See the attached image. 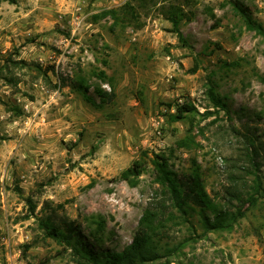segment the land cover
I'll return each instance as SVG.
<instances>
[{"label":"rangeland","instance_id":"374dc122","mask_svg":"<svg viewBox=\"0 0 264 264\" xmlns=\"http://www.w3.org/2000/svg\"><path fill=\"white\" fill-rule=\"evenodd\" d=\"M127 1L0 3V66L6 58L31 66L10 64L13 81L0 79V264H94L49 237L45 219L94 254L123 251L163 189L155 155L183 183L199 166L212 201L236 211L242 204H227V189L231 174L243 173L245 136L259 143L257 203L222 231L206 229L199 207L168 222L160 236L165 255L152 264H264V37L228 0H193L195 16L180 26L186 43L157 11L140 30L96 17ZM241 3L264 27V0ZM79 77L97 103V89H114L115 97L92 105L75 89ZM210 87L227 110L213 107ZM187 103L198 113L172 121L176 105ZM191 126L199 145L179 148ZM134 162L144 168L131 187L120 175ZM99 219L106 227L97 233Z\"/></svg>","mask_w":264,"mask_h":264},{"label":"trees","instance_id":"16d2710c","mask_svg":"<svg viewBox=\"0 0 264 264\" xmlns=\"http://www.w3.org/2000/svg\"><path fill=\"white\" fill-rule=\"evenodd\" d=\"M2 1L10 0H0V3ZM225 4L232 6L248 30L254 31L264 37L263 25L252 18L248 10L242 5L241 0H228ZM193 5V0H128L120 8L104 11L100 16L96 17H110L114 21V25L132 27L135 30H140L144 27L143 17L157 11L172 24V31L178 36L179 40L186 43L180 26L183 20L191 21L195 16V13L189 9ZM210 13H212V17H215L213 10H210ZM10 64H18L20 67L24 65L25 67L31 68V66L23 61L17 62L12 58H6L0 66V79L8 82L13 81L12 78L6 76V73L10 69ZM36 69L41 70L39 66ZM97 76L101 79L106 78L104 72L98 73ZM260 79L264 82V76ZM75 89L81 92L87 102L98 107L106 104L115 97L114 89L110 93L102 89H97L95 94L100 101L97 103L94 97L89 94V88L86 85L85 79L82 77L77 79ZM208 95L213 107L218 110H227L225 98L218 95L214 88L210 87L208 89ZM196 113H198V110L193 104H177L176 112L170 116V119L174 122L183 121L190 119ZM193 131L194 126H191L189 135L177 141L179 148H189L199 145L193 135ZM245 138L246 151L243 152V158L245 160H243L241 167L238 164L239 170H242L243 173L240 175L232 173V184L227 189V193L230 195V197H227V204L233 203L232 199L242 204L234 212L231 210H223L212 201V198L203 187L199 166H195L190 181L183 183L178 179L176 173L170 169L168 159L164 156L155 155L153 165L158 173L156 179L163 189L160 197L153 199L149 203L139 221V227L132 242L123 251H104L94 254L92 250L84 244H81L78 239H76L74 244V234L71 231L68 233L61 230L50 219L41 220L40 226L49 237L59 243L74 247V250L81 258L94 264L155 263L165 255L162 253L164 248L161 245L160 236L163 230L166 229L168 222L175 221L178 217L185 220L192 214V211L196 210V207H199L203 213V221L206 229L209 231H222L234 227L239 219L245 216L246 209H244V205L254 206L257 203L258 195L261 191L260 166L256 162L259 157L257 148L259 143H257L254 136H245ZM143 168L144 166L141 162H134L121 173L120 178L126 181L131 187H136L139 184ZM247 176L253 177L251 184L247 183ZM207 210L214 214L213 219L206 215L205 212ZM97 226V233L102 232L106 227V223L103 219H99ZM28 247V245L25 246L26 249ZM178 251L179 248L177 247L166 249V252L172 255Z\"/></svg>","mask_w":264,"mask_h":264}]
</instances>
